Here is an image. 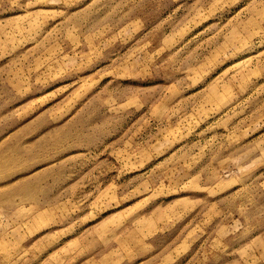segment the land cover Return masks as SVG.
I'll list each match as a JSON object with an SVG mask.
<instances>
[{
  "label": "rangeland",
  "instance_id": "374dc122",
  "mask_svg": "<svg viewBox=\"0 0 264 264\" xmlns=\"http://www.w3.org/2000/svg\"><path fill=\"white\" fill-rule=\"evenodd\" d=\"M0 264H264V0H0Z\"/></svg>",
  "mask_w": 264,
  "mask_h": 264
}]
</instances>
